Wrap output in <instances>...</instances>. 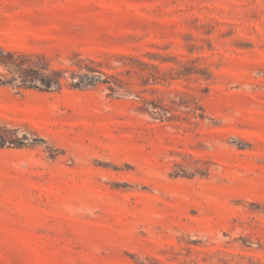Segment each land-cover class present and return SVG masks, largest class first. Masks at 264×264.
<instances>
[{"label":"rangeland","instance_id":"rangeland-1","mask_svg":"<svg viewBox=\"0 0 264 264\" xmlns=\"http://www.w3.org/2000/svg\"><path fill=\"white\" fill-rule=\"evenodd\" d=\"M1 49L63 76L0 66V264H264V0H0Z\"/></svg>","mask_w":264,"mask_h":264},{"label":"trees","instance_id":"trees-1","mask_svg":"<svg viewBox=\"0 0 264 264\" xmlns=\"http://www.w3.org/2000/svg\"><path fill=\"white\" fill-rule=\"evenodd\" d=\"M0 66L11 72V77L7 81H20L25 87H35L40 90L51 88H61L62 86V70L51 68L47 57L43 54H24L14 51L0 50ZM94 71L95 69L91 68ZM81 76H87V73H79ZM96 76L90 77L93 81ZM28 82V83H27ZM82 81L72 83V86H81ZM174 116V115H171ZM7 144L22 146V141H11L6 135L0 133V147Z\"/></svg>","mask_w":264,"mask_h":264}]
</instances>
